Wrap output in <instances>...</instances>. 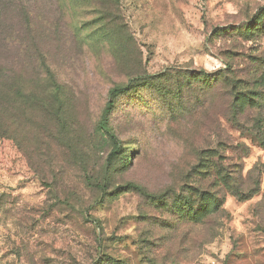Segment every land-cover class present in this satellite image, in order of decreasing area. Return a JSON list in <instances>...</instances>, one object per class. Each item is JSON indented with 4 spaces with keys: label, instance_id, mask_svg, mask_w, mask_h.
I'll list each match as a JSON object with an SVG mask.
<instances>
[{
    "label": "rangeland",
    "instance_id": "rangeland-1",
    "mask_svg": "<svg viewBox=\"0 0 264 264\" xmlns=\"http://www.w3.org/2000/svg\"><path fill=\"white\" fill-rule=\"evenodd\" d=\"M262 11L264 0H0V92L11 107L22 93L43 96L49 70L68 120L43 134L6 116L0 264H264V134L227 122L223 90L190 86L169 110L154 97L178 78L134 85L167 71L213 73L228 49L264 54V36L215 35ZM127 87L110 123L121 154L110 160L115 145L98 126L110 93ZM209 149L222 151L236 178L218 189L199 180L223 207L182 220L172 206ZM129 183L148 197L116 193Z\"/></svg>",
    "mask_w": 264,
    "mask_h": 264
},
{
    "label": "trees",
    "instance_id": "trees-1",
    "mask_svg": "<svg viewBox=\"0 0 264 264\" xmlns=\"http://www.w3.org/2000/svg\"><path fill=\"white\" fill-rule=\"evenodd\" d=\"M215 33L216 36H225L227 33L230 36L238 34L247 41L259 39L264 36V11L258 14L245 28L233 27L228 32L220 29ZM222 56L224 68L213 73L203 70L167 71L158 78L143 79L141 77L134 85L140 84L142 86L144 84L143 86L146 87L149 84H157L160 80H165L168 77L178 78L174 86L171 85L170 87H168L167 80L161 82L154 97L161 103L166 104L169 110L181 106L185 90L193 86L199 88L202 92L223 90L224 95L229 98L232 110L230 117H225L227 122L234 127L242 128L246 132L256 131L259 134H264V54L260 52L245 53L228 49L222 53ZM46 73L51 81V88H48L50 90H46L43 96L24 95L22 93L20 99L23 103L18 107H11V104L7 103L8 101L0 92V136H8L10 128L7 124V115L10 116L11 123L16 124L25 119L34 125L35 130L38 127L40 133L43 134H47V129L52 127L57 131L61 130L60 132L66 129L68 120L64 106L65 102L63 101L64 87L56 81V76L51 71L48 70ZM129 92H131V89L128 87L112 91L109 95L110 100L107 102L99 122V130L110 135L115 145L110 160L121 154L119 143L116 141L110 125L117 96L120 93L125 95ZM251 112L255 116L250 117V119L247 114ZM48 123L50 126L46 125ZM258 137L262 138L261 135ZM259 140L262 142L261 139ZM204 154L200 164L194 168L195 175L193 177L197 179L193 183L195 185L187 186V197L177 198L172 206L174 213L182 220L202 221L204 218H208L214 210L217 211L223 207L224 202L218 200L215 192L203 191L199 187V180H209L211 186L218 189L231 186L236 178L235 171H233L235 167H229L224 163L221 150L209 149ZM99 189L103 197L108 195L107 179L102 181ZM116 193L119 195L133 193L141 197H148L144 188L136 183L120 186L117 188ZM242 195L243 193H238L237 196L241 198Z\"/></svg>",
    "mask_w": 264,
    "mask_h": 264
}]
</instances>
